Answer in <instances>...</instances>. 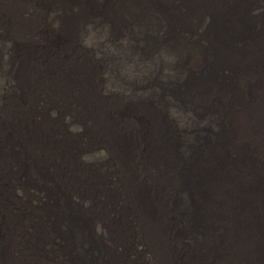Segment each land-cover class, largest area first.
I'll use <instances>...</instances> for the list:
<instances>
[{"label":"bare ground","instance_id":"bare-ground-1","mask_svg":"<svg viewBox=\"0 0 264 264\" xmlns=\"http://www.w3.org/2000/svg\"><path fill=\"white\" fill-rule=\"evenodd\" d=\"M0 264H264V0H0Z\"/></svg>","mask_w":264,"mask_h":264}]
</instances>
